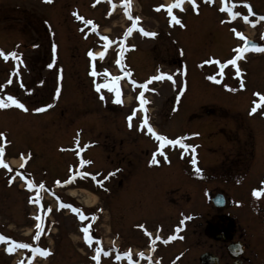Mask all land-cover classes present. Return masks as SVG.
<instances>
[{"label":"rangeland","instance_id":"rangeland-1","mask_svg":"<svg viewBox=\"0 0 264 264\" xmlns=\"http://www.w3.org/2000/svg\"><path fill=\"white\" fill-rule=\"evenodd\" d=\"M171 1L132 0L131 16L140 19L125 36L133 21L121 0H112L114 9L108 0H0V49L15 50L23 60L16 74L11 58L0 59V84L12 81L0 96L11 94L28 109H0V132L5 133L0 143L6 144L4 155L12 156V163L22 161L20 173L37 185L45 184L41 209L29 202L37 189L30 191L24 184L19 189V174L3 179L0 172V234L10 238L8 244L17 240L52 250L47 256L31 249L8 253V244L0 243V264H96L92 257L98 246L103 248L100 264H198L204 238L196 217L213 214L210 198L216 192L227 200L219 212L240 220L251 253L257 250L258 259L252 257L249 264L264 256V228L257 217L264 211V194H252L264 188V102L254 95H264V52L237 60L236 66L226 63L240 47L241 37L233 29L258 35L264 27L257 19L264 16V0H247L251 12L243 0H227V7L241 13L235 19L220 10L222 0H196L198 10L184 0V11L172 9L183 27L169 23L166 8L156 10ZM141 27L156 35L140 36ZM100 29L108 32V41L96 34ZM104 45L103 58L88 55L90 50L105 51ZM93 66L99 75L91 74ZM160 72L172 80L149 82ZM114 76L120 77L122 103L116 102L115 92L107 88L98 92L95 87ZM141 91L149 101L146 114L138 99ZM254 102L260 107L250 114ZM37 108L45 110L34 111ZM134 109L129 127L127 117ZM145 115L155 132L169 139L182 137L185 144L195 146L194 153L165 145V159L157 152L159 142L147 127H140ZM77 135L79 148L74 143ZM89 142L94 143L85 148ZM193 155L196 165L191 163ZM81 160L91 163L81 165ZM116 169L103 187L92 178L103 180ZM59 200L84 204L89 208L86 219L60 207ZM38 214L44 219L36 240ZM89 225L96 238L91 247L81 231ZM253 240L262 241L260 249ZM146 247L152 259L139 255ZM129 250L131 260L116 259Z\"/></svg>","mask_w":264,"mask_h":264},{"label":"snow or ice","instance_id":"snow-or-ice-1","mask_svg":"<svg viewBox=\"0 0 264 264\" xmlns=\"http://www.w3.org/2000/svg\"><path fill=\"white\" fill-rule=\"evenodd\" d=\"M45 2L47 3H51L52 0H45ZM96 2L98 3L99 0H96ZM108 2L110 4H112L113 9L116 7L115 4L112 3V0H108ZM122 4L125 5V14L129 17V19H131L133 21V23L131 24V26L127 29L125 36L131 34V32L133 31V29H136L138 27L137 25V21L140 19L139 17H132L131 16V12H130V3L131 0H121ZM189 3H191L192 7L194 9L198 10V5L196 3V0H188ZM210 2H214V0H210ZM243 2L245 3V6L248 8V11L251 12V5L247 4V0H243ZM183 4H184V0H173L172 3L168 4V5H158L156 7V10L159 11L161 8H166L168 16L170 17L169 23H176V24H180L182 27L184 26L181 19L176 16L175 14H173L172 9L173 8H179L180 11H184L183 8ZM221 11H225L227 10L229 13V17L231 19H235L237 16H240L241 13L237 12V11H233L232 8L227 7V0H222V7L220 9ZM111 14V12H109V15ZM74 15H76L77 19L79 20H84L83 16H79L77 13H74ZM244 20L246 22L252 23L253 25L255 24V21H249L248 20V16H244L243 17ZM260 20L264 21V16L260 17ZM224 21H221V23H223ZM87 24H93V21L88 20L86 22ZM95 27V26H94ZM139 31L142 35L145 36H149V37H154L156 35L155 32L152 31H146L144 28H139ZM233 31L235 32V34L239 37H242L244 39V46L243 47H237L234 51L236 52V55L228 60L226 63L227 64H231L233 66L237 65V60L243 58V53L247 52V51H258V52H264V45H258L256 43H253L251 41L248 40V38L243 37L242 33L236 32L235 29H233ZM108 37L104 36L103 40L108 41ZM132 47H135L134 45ZM105 51H102L100 53H93L91 50L88 52V55L90 57H93V59H95L96 56H99L100 58H103L107 49V45H104ZM53 50L55 51V46L53 47ZM9 58H11L14 62H15V67L13 69V72L18 74L19 71V65L23 63L22 60V54L17 53L15 50L9 51V52H5V50L0 49V59H3L5 62H7L9 60ZM117 63H119V61H117ZM217 63H219V61H217ZM52 64H49L48 67H52ZM107 70H105L106 72ZM91 74L93 76H97L99 75V73H97L95 71V67L93 66V70L91 72ZM236 75L239 76L240 75V70L237 66L236 68ZM165 77H167L169 80H172V76L167 74V73H163L160 72L158 75L153 76L150 78L149 82H151L152 80H161L164 79ZM120 77L118 76H114L111 77L110 81H106L103 84L100 83H96L95 87L96 90L99 92L101 88H107L109 89V91H113L116 94V102L118 103H122V100L120 99L121 97V90L118 86V81H119ZM209 79H213L215 80V77L210 76ZM12 81L11 79H9L8 81H6L5 84H0V90H2L6 84H10ZM132 83L135 85L136 81H132ZM141 87L144 89V91H147V84L141 85ZM240 87L243 88L244 87V83L241 81ZM59 92V89H57V93ZM254 95L259 96L261 98V102H264V95H262L261 93L257 92L254 93ZM101 99H104L103 95H101ZM138 99L140 100V106L143 109V111L145 112V114L147 113V108L144 107V105H146L147 103H149V101L146 100V98L144 97V92L141 91ZM254 105L251 110H250V114L251 113H255L258 109V107H260L259 104H256V102H254ZM18 107L20 109H23L25 111H27L28 109L26 108V106L19 100L17 99L15 96L11 95V94H7L5 93L4 96H0V109H4V108H8V107ZM46 107H51V105H47ZM44 108H37L34 109V111H44ZM136 110H133V113L131 115H129L127 117V120L129 121V127H131V121H132V117L135 115ZM141 129H143L144 127H147V131L148 133L152 134V136L159 142L158 148H157V152L161 153L162 155H164V158L167 159V155L164 153V148L165 145H171V146H179L180 148L184 149L185 151H188L189 149H192L193 153L195 150V146L193 145H188L185 144L183 142V138H176V139H169L166 135L164 134H159L157 132H155V130L152 128V126L148 123V117L147 115H145L144 119L141 122L140 125ZM193 135H198L196 133H193ZM0 138H5V133L4 132H0ZM7 142V141H5ZM74 143L76 145L77 148L80 147L79 145V135H77V137L74 140ZM91 143L94 142H89V144L85 145L84 147H88L90 146ZM4 155V148L2 146H0V165H2L5 168H8L9 171H11V168H9V166L7 164L4 163L2 157ZM77 155H79V152H77ZM86 163H91V161H86V160H81V165L86 164ZM151 163L155 164L158 163V161L156 160V153L153 154V158L151 160ZM191 163L193 165H196L197 160L195 158V156L193 155V158L191 160ZM21 167H23V164L21 165ZM119 171V169H116L112 172H109L107 174V176H105L103 178V180H96V177L93 176V180H95V182L97 183L98 186L103 187L104 186V180H107L109 177L115 175V173ZM197 171L199 172L200 170L197 168ZM22 179L26 180V187L31 191L32 189H37V194L35 196H32L29 198V202L30 203H35L36 205H38L41 209H43V205L41 204V200H42V196L40 195V190H43L45 188V184L44 182H40L39 185H37L33 180L31 179H27L25 177V175L23 173H18ZM76 176H87V175H91L90 173H82V172H76L75 174ZM75 177H69L68 180H65L63 183L67 184L69 183L72 179H74ZM9 183H11V180L9 181ZM57 183L59 184L60 181H57ZM262 183H264V181H262ZM253 196L255 197H260L262 194H264V190H259V189H254L253 190ZM60 207H67L70 208L72 210V212L79 214V219L81 221H84L86 219L85 215L82 213V210L80 208H76V207H72V205H68V204H60ZM48 212L51 211V208L49 207L47 209ZM35 220L37 221L35 227L37 229L36 234L34 236V239L39 240L40 235H41V231H42V224H43V219L44 217L42 215H36ZM97 217L93 214L92 219L93 221H95ZM90 227L89 226H82L81 231L83 232L84 236L83 239L85 241V243H87L90 247L92 246L93 240L96 239L95 237L90 235ZM139 227L143 228V225H139ZM145 233L146 235H148L149 237H151V233L147 232V230L145 229ZM174 237L169 236L168 239L171 240ZM9 237H6L2 234H0V242H4L6 240H9ZM156 239H160L159 236L156 237ZM167 242V241H165ZM154 243V241H153ZM17 248H22V249H32L33 253H38L41 256H47L50 254V251L48 249H44V248H33L32 244L30 243H18L16 241H11L10 244H8V246L6 247L5 251H7L8 253H13L14 251H16ZM101 252H103V248L101 246H98L96 248V254L92 257V259L94 261H96V264H100V257H101ZM104 255H108L107 252H104ZM140 256H143V253H139ZM122 256L124 257H128L129 260H131V251L129 250L128 252L119 254L116 256L117 260H120L122 258ZM18 264H22V262L18 261Z\"/></svg>","mask_w":264,"mask_h":264},{"label":"flooded vegetation","instance_id":"flooded-vegetation-1","mask_svg":"<svg viewBox=\"0 0 264 264\" xmlns=\"http://www.w3.org/2000/svg\"><path fill=\"white\" fill-rule=\"evenodd\" d=\"M261 15L257 18L259 23L263 21L260 20ZM246 38H249L251 42L256 43L258 45H264V27L260 28V32L258 35L254 33L253 35L249 34L248 32H244ZM244 46V41L241 42V46ZM236 53V52H235ZM263 52L258 51H247L243 53V56L248 58L250 56H259ZM4 148L5 152V144H1ZM5 164L11 168V171L8 168L3 167L0 165V172L2 173L3 179L7 178L8 176L14 175L15 177L18 176V173L21 171V164L20 165H11L8 160L6 159L5 155L2 157ZM14 177V178H15ZM264 190V188H263ZM227 202V200L225 199ZM228 205L232 206L231 200H228ZM237 204H235L236 206ZM225 206V205H224ZM261 210V209H260ZM260 218L261 226L264 228V211L261 212V215H257ZM198 227L200 229L199 234L203 236L204 240L202 242V248L200 252H198V264H201L199 261V257L203 254L210 255L209 257L213 259L215 257V261L217 264H249L253 258L258 259L257 250H254L251 253L250 245L251 241L248 240L245 229L243 231V226L241 225L240 220H236V217L228 212L221 213L219 212V208L215 207V211L211 215H197ZM209 241V242H208ZM241 242V246H243V250L237 254V256L232 257L229 252L227 251V246L233 242ZM208 242V246H204L205 243ZM221 243V244H220ZM254 245L260 249L262 245V241H254L252 242ZM222 250L220 251V248ZM257 248V249H258ZM161 258L159 257V260ZM172 262V261H171ZM173 263V262H172ZM257 264H264V256L260 255L259 262Z\"/></svg>","mask_w":264,"mask_h":264},{"label":"water","instance_id":"water-1","mask_svg":"<svg viewBox=\"0 0 264 264\" xmlns=\"http://www.w3.org/2000/svg\"><path fill=\"white\" fill-rule=\"evenodd\" d=\"M211 202L214 206H219V207L223 206L224 205L223 195L221 193L214 195L211 198ZM227 251L232 257H234V256H237V254L242 251V247L239 242L231 243L227 246ZM209 256L210 255L206 253L201 255L199 257L200 263L201 264H217V261H215V257L211 259Z\"/></svg>","mask_w":264,"mask_h":264},{"label":"bare ground","instance_id":"bare-ground-1","mask_svg":"<svg viewBox=\"0 0 264 264\" xmlns=\"http://www.w3.org/2000/svg\"><path fill=\"white\" fill-rule=\"evenodd\" d=\"M11 162H14V159H11ZM14 164V163H13ZM93 199V198H92Z\"/></svg>","mask_w":264,"mask_h":264}]
</instances>
